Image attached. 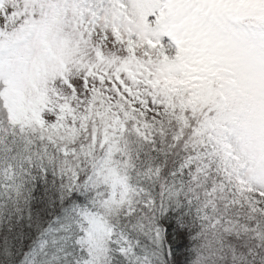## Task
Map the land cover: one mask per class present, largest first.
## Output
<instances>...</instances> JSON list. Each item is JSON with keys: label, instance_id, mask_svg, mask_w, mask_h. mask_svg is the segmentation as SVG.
Instances as JSON below:
<instances>
[{"label": "snow or ice", "instance_id": "obj_1", "mask_svg": "<svg viewBox=\"0 0 264 264\" xmlns=\"http://www.w3.org/2000/svg\"><path fill=\"white\" fill-rule=\"evenodd\" d=\"M0 264H264V0H0Z\"/></svg>", "mask_w": 264, "mask_h": 264}]
</instances>
